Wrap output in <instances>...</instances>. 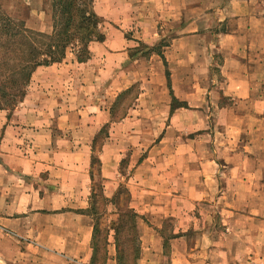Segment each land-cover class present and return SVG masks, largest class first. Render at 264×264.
I'll return each instance as SVG.
<instances>
[{
  "label": "crops",
  "instance_id": "1",
  "mask_svg": "<svg viewBox=\"0 0 264 264\" xmlns=\"http://www.w3.org/2000/svg\"><path fill=\"white\" fill-rule=\"evenodd\" d=\"M36 1L26 27L50 33ZM93 7L108 28L89 58L69 52L36 67L22 99L0 109V264H126L128 247L134 264H248L264 248V0ZM134 42L146 47L137 59L149 77L118 116L134 88ZM130 120L161 121L155 142L107 139L95 159L102 126ZM94 174L107 201L127 190L128 246L129 230L93 210Z\"/></svg>",
  "mask_w": 264,
  "mask_h": 264
},
{
  "label": "trees",
  "instance_id": "2",
  "mask_svg": "<svg viewBox=\"0 0 264 264\" xmlns=\"http://www.w3.org/2000/svg\"><path fill=\"white\" fill-rule=\"evenodd\" d=\"M94 1L52 0L50 33L27 28L0 7V109L14 107L22 99L36 67L59 62L69 52L75 53L78 61L89 58V42L103 38L102 18L94 10ZM165 74L169 83L168 72ZM123 195L127 203V190L121 186L112 202L116 203V197ZM135 216L134 210L126 205L113 220L114 229L129 230L125 227L127 223L135 240Z\"/></svg>",
  "mask_w": 264,
  "mask_h": 264
},
{
  "label": "rangeland",
  "instance_id": "3",
  "mask_svg": "<svg viewBox=\"0 0 264 264\" xmlns=\"http://www.w3.org/2000/svg\"><path fill=\"white\" fill-rule=\"evenodd\" d=\"M29 0H0V7L3 11H5L7 14H9L10 16H12L16 21H22V23L26 26L25 22L26 19L28 18L29 15V6L27 5ZM51 1H36L38 2V7L40 6L38 10V15H40V19L43 20L46 18H49L50 22H52V17H51ZM48 5V6H47ZM47 7V8H46ZM38 18H35V20H37ZM36 22V21H35ZM108 28L107 22L105 21V19L103 18L102 21V28L101 31H104L105 29ZM130 32L129 30H127V35L129 36ZM131 51L133 53V55H131V59L132 58H136L135 61H131L132 65L135 67L136 70L133 71V74L131 76V81H134L133 83V89L131 90V95L128 97V100H126L123 108L121 109V112L118 116H121L122 113H125L128 111V106H130L132 104V102L134 101V99L137 96L138 91L140 90V87L142 86H146L147 85V80L149 77V74L147 73V71L145 70V65L143 63V61H140L139 57H145L147 55L148 52H146V47L144 46V44H142L141 42H134ZM137 56V57H136ZM154 81H156L154 79ZM149 87L151 85H148ZM152 90V89H151ZM147 102H151L152 98L151 97H147L145 99ZM13 107L12 106H7L5 109H9L11 110ZM216 119V118H215ZM115 122H119L118 120L114 119ZM161 121H153V120H130V121H124L123 123L125 124H121V121L119 124H115L114 126H110V125H101V131L99 132V134L96 136V140H95V145H94V157L96 159L97 155L100 154V146L101 144H105L106 140L108 139L110 143H115V145H122L124 144V147L132 146V145H136V144H141L144 146H149L151 144H153L155 142V139L157 138V130H159L161 128ZM199 123H204V120H198ZM215 124L217 121H213ZM242 123V122H240ZM254 121H250V124H253ZM184 129L185 128H189L187 127V125L185 123H183ZM244 125V124H243ZM100 126V127H101ZM199 126H201V124H199ZM245 127H247L246 125H244ZM111 127H115L112 128V132L114 135L109 134L108 137H106V134H108L110 131L109 129H111ZM119 127V128H118ZM191 128L195 129V126H190ZM118 128V129H117ZM189 131V130H188ZM107 132V133H106ZM140 132H144V135H140ZM186 133V132H185ZM188 133V132H187ZM198 133V132H197ZM195 133L190 132V136H193ZM102 148V147H101ZM125 149V148H124ZM129 150V149H128ZM126 150L124 152V156H123V160L120 166V171L123 175L121 179H123V176L126 175V171H125V167L128 163V157L127 155V151ZM259 156H264V152H259L258 154ZM94 169V168H93ZM95 171V170H93ZM92 187L94 188V193L95 195L98 196L96 203L94 204V210H96L98 213H102V220L105 222H108L110 220H114L116 217V213L120 212V210L124 209L126 206V202L124 201V195L122 196L121 200L118 202V208L119 209H115V207L113 206L112 201H107L104 200V198H102V189H101V185H100V179L99 177L94 174V180L92 182ZM119 204H122L123 207L119 206ZM239 222L242 221V223H245L246 221L250 222L251 220L242 217L241 220L238 218ZM258 225H260L261 227H264V223H259ZM125 227H127L129 229V231H126L127 234V239H129V241L127 243H125V245L130 244L132 241V237H133V233L130 230L129 225L126 223ZM125 229V228H124ZM260 232H264V231H260ZM247 236H249V234H247ZM130 242V243H129ZM128 246V245H127ZM125 246V248L127 247ZM259 254H254V253H248L246 260L248 259H257V261L260 262V264H264V248H259ZM133 254H134V249H129L126 248L125 249V255H127V260H126V264H134L135 259L133 258ZM165 264V263H164Z\"/></svg>",
  "mask_w": 264,
  "mask_h": 264
},
{
  "label": "built area",
  "instance_id": "4",
  "mask_svg": "<svg viewBox=\"0 0 264 264\" xmlns=\"http://www.w3.org/2000/svg\"><path fill=\"white\" fill-rule=\"evenodd\" d=\"M248 264H260V262L257 259H248Z\"/></svg>",
  "mask_w": 264,
  "mask_h": 264
}]
</instances>
